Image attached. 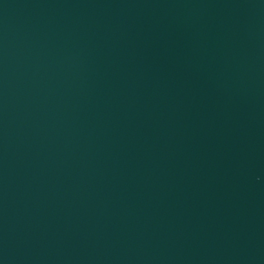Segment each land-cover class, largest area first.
Here are the masks:
<instances>
[{
    "label": "water",
    "instance_id": "obj_1",
    "mask_svg": "<svg viewBox=\"0 0 264 264\" xmlns=\"http://www.w3.org/2000/svg\"><path fill=\"white\" fill-rule=\"evenodd\" d=\"M0 264H264V0H0Z\"/></svg>",
    "mask_w": 264,
    "mask_h": 264
}]
</instances>
